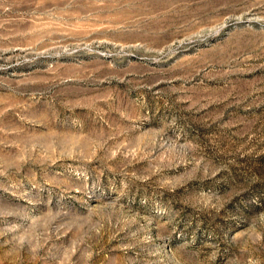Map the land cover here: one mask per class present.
I'll return each instance as SVG.
<instances>
[{
  "label": "rangeland",
  "instance_id": "obj_1",
  "mask_svg": "<svg viewBox=\"0 0 264 264\" xmlns=\"http://www.w3.org/2000/svg\"><path fill=\"white\" fill-rule=\"evenodd\" d=\"M0 264H264V0H0Z\"/></svg>",
  "mask_w": 264,
  "mask_h": 264
}]
</instances>
